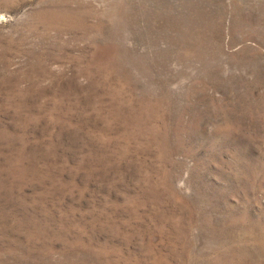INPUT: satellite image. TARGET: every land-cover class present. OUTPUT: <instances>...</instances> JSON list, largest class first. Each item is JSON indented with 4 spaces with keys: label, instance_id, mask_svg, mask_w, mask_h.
I'll return each mask as SVG.
<instances>
[{
    "label": "rangeland",
    "instance_id": "1",
    "mask_svg": "<svg viewBox=\"0 0 264 264\" xmlns=\"http://www.w3.org/2000/svg\"><path fill=\"white\" fill-rule=\"evenodd\" d=\"M0 264H264V0H0Z\"/></svg>",
    "mask_w": 264,
    "mask_h": 264
}]
</instances>
